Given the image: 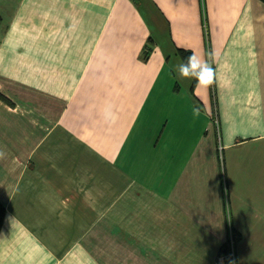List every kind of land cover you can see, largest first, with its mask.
Listing matches in <instances>:
<instances>
[{
	"label": "crops",
	"instance_id": "1",
	"mask_svg": "<svg viewBox=\"0 0 264 264\" xmlns=\"http://www.w3.org/2000/svg\"><path fill=\"white\" fill-rule=\"evenodd\" d=\"M0 149V264H264V2L0 0Z\"/></svg>",
	"mask_w": 264,
	"mask_h": 264
},
{
	"label": "clouds",
	"instance_id": "2",
	"mask_svg": "<svg viewBox=\"0 0 264 264\" xmlns=\"http://www.w3.org/2000/svg\"><path fill=\"white\" fill-rule=\"evenodd\" d=\"M185 60L186 63L176 65V71L182 78H194L197 82L196 87H209L215 82L216 70L208 60L194 52ZM193 115L198 116L199 109L194 108ZM5 155V151L0 149V159H3Z\"/></svg>",
	"mask_w": 264,
	"mask_h": 264
},
{
	"label": "trees",
	"instance_id": "3",
	"mask_svg": "<svg viewBox=\"0 0 264 264\" xmlns=\"http://www.w3.org/2000/svg\"><path fill=\"white\" fill-rule=\"evenodd\" d=\"M261 1L264 2V0H261ZM148 50H149V48L146 46V48H144V52H147ZM182 55H183V58L185 60V58L190 55V52H183ZM185 62H186V60H185ZM4 212H5L4 206L0 203V226L2 223V218H3ZM231 235H232L233 242H236L240 236L239 232L234 228H232V230H231ZM228 243H229V241H228ZM227 252H228V245L227 244L222 245L220 248V253L226 254ZM229 259H230V256H228L227 264H232L231 260H229Z\"/></svg>",
	"mask_w": 264,
	"mask_h": 264
},
{
	"label": "built area",
	"instance_id": "4",
	"mask_svg": "<svg viewBox=\"0 0 264 264\" xmlns=\"http://www.w3.org/2000/svg\"><path fill=\"white\" fill-rule=\"evenodd\" d=\"M231 247H230V249H229V253H228V256H231V257H233V242L231 241ZM221 258H223V257H221ZM232 264H234V260H233V263Z\"/></svg>",
	"mask_w": 264,
	"mask_h": 264
}]
</instances>
